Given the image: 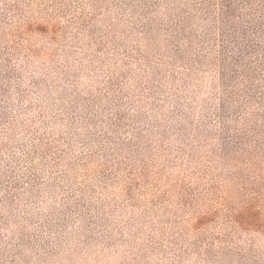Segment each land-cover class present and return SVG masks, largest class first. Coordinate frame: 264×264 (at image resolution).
<instances>
[{"label": "rangeland", "instance_id": "374dc122", "mask_svg": "<svg viewBox=\"0 0 264 264\" xmlns=\"http://www.w3.org/2000/svg\"><path fill=\"white\" fill-rule=\"evenodd\" d=\"M218 12L0 0V264H264V88Z\"/></svg>", "mask_w": 264, "mask_h": 264}, {"label": "trees", "instance_id": "16d2710c", "mask_svg": "<svg viewBox=\"0 0 264 264\" xmlns=\"http://www.w3.org/2000/svg\"><path fill=\"white\" fill-rule=\"evenodd\" d=\"M218 9L220 21L218 36L222 38L221 54L226 55L229 43L233 52L238 48L236 42L240 40L239 43L244 45V50L240 56L233 59L238 61L237 58L240 57L238 59L246 60L248 63L246 70L251 76L248 81L250 86L257 82L258 77L264 88V0H218ZM261 94L264 102V92ZM251 100H255L254 96H251Z\"/></svg>", "mask_w": 264, "mask_h": 264}]
</instances>
